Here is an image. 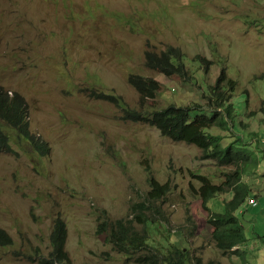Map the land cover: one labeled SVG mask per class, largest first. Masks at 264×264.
<instances>
[{
	"label": "rangeland",
	"instance_id": "374dc122",
	"mask_svg": "<svg viewBox=\"0 0 264 264\" xmlns=\"http://www.w3.org/2000/svg\"><path fill=\"white\" fill-rule=\"evenodd\" d=\"M169 46L184 54L189 81L146 65V52ZM198 55L211 62L207 73ZM223 67L237 82L229 140L244 161L239 169L123 118L125 108L149 117L171 104L205 106ZM132 75L161 84L144 106ZM0 86L26 98L32 131L49 148L39 153L10 130L14 153H0V228L13 239L0 247V264H39L58 216L73 264H137L99 229L133 218L140 202L150 204L148 242L160 253L174 242L193 264H243L222 254L206 222L232 194L203 202L198 195L200 175L218 185L236 170L249 190L236 213L246 264H264V0H0ZM94 91L122 97L125 108ZM149 176L168 184L156 201H149Z\"/></svg>",
	"mask_w": 264,
	"mask_h": 264
},
{
	"label": "trees",
	"instance_id": "16d2710c",
	"mask_svg": "<svg viewBox=\"0 0 264 264\" xmlns=\"http://www.w3.org/2000/svg\"><path fill=\"white\" fill-rule=\"evenodd\" d=\"M184 54L179 48L169 46L161 53L146 52V65L155 71L167 76H179L184 81H189L191 76L184 63ZM201 69L207 73L211 62L198 55L195 58ZM130 83L140 94L141 105L152 99L161 88V84L154 79L140 75H132ZM237 82L232 79L226 67L220 70L215 85L208 88L204 99L205 106H178L171 104L168 107L153 112L149 117L138 110L126 109L122 97L106 92H93L99 98L111 100L120 107L125 108V120L132 122L149 123L155 127L162 137L173 142H182L195 146L201 152L203 160H213L218 166L233 165L240 167L244 161L236 151V140H229L234 129L235 117L232 99L236 93ZM204 95V94H203ZM264 114V109L262 110ZM211 114V116H207ZM217 128L225 131L226 136H214L206 130ZM17 132L20 141L27 143L39 153L49 152V148L35 135L31 128L29 104L26 98L16 92H11L0 86V153H14L11 132ZM229 140V141H228ZM243 171L236 170L227 173L222 184L215 185L206 177L200 175L198 195L203 201H207L217 192L231 193L232 198L225 202L223 213H211L207 218V226L210 228L211 237L216 247L222 254L234 255L246 264V244L244 226L237 217V211L248 199V187L242 182ZM149 201H156L166 195L169 188L167 183H159L155 178L148 177ZM150 204L136 203L132 207L133 218L104 221L100 225L99 232L107 234V242L119 253L128 258L134 257L137 264H193L188 259V249L172 244L160 253L157 247L148 242V223L153 220L147 215ZM136 224L143 226V232H139ZM67 228L60 216L55 220L51 233V247L48 256H41L39 264H73L72 259L65 248ZM13 244V239L7 232L0 228V247ZM146 251V252H145ZM194 264H203L201 258H197ZM207 264H222L220 261L211 260Z\"/></svg>",
	"mask_w": 264,
	"mask_h": 264
},
{
	"label": "clouds",
	"instance_id": "9594fccd",
	"mask_svg": "<svg viewBox=\"0 0 264 264\" xmlns=\"http://www.w3.org/2000/svg\"><path fill=\"white\" fill-rule=\"evenodd\" d=\"M251 201H253V203H254V204H251V203H252ZM249 204H251V205H254V206H255V205H256V202H255V200H254V199H250V200H249Z\"/></svg>",
	"mask_w": 264,
	"mask_h": 264
},
{
	"label": "built area",
	"instance_id": "2783aa9c",
	"mask_svg": "<svg viewBox=\"0 0 264 264\" xmlns=\"http://www.w3.org/2000/svg\"><path fill=\"white\" fill-rule=\"evenodd\" d=\"M253 203V201H251Z\"/></svg>",
	"mask_w": 264,
	"mask_h": 264
}]
</instances>
